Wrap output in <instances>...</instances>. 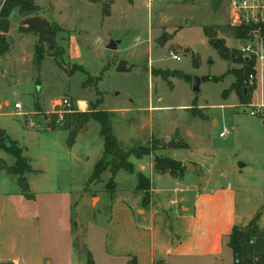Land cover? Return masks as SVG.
<instances>
[{"label":"rangeland","instance_id":"rangeland-1","mask_svg":"<svg viewBox=\"0 0 264 264\" xmlns=\"http://www.w3.org/2000/svg\"><path fill=\"white\" fill-rule=\"evenodd\" d=\"M4 1L0 0V11ZM35 3L51 22L55 48L39 43L36 33L23 34L29 31L21 26L23 15L14 9L11 31L5 34L9 53L0 56V129L19 140L30 161L33 172L25 176L35 197L27 198L18 176L7 171H0V192H9L27 212L37 213L44 251L52 264H88L89 254L97 264L130 263L127 253L139 251L135 229L148 230L152 223L149 215L139 219L152 203V193L144 197L138 190V174L150 178L158 172L156 157L181 162L182 172H168L173 177L192 173L179 187L184 188V199L194 201L200 194L222 189L230 195L225 201L235 204L239 226L256 220L264 227V111L251 114L258 104L264 105V79L260 75L258 82L248 85L250 103L242 100L230 89L235 76L226 74L240 65L222 58L204 32L211 28L213 36L239 50L243 42L230 28L235 19L229 0H114L108 17L103 16L101 3L89 0ZM164 34L172 38L161 46L157 39ZM112 40L119 41L117 49L107 48ZM37 48L43 56L39 65ZM173 52L181 60L173 59ZM121 60L134 67L118 72ZM196 76L207 77L200 92L193 90ZM219 76L221 80L213 79ZM57 98H69L79 111H107L120 146L133 151L129 161L134 173L121 169L114 190L109 169L89 182L104 155L98 121L78 126L72 146L65 129L49 131L41 123L36 131L20 123L31 114L32 120L43 121L42 112L51 113V102ZM16 103L23 105L21 112ZM63 122L64 117L58 127ZM148 146L152 153L137 157L136 150ZM0 154L8 166L14 163L12 154L1 148ZM187 163L201 170H188ZM160 185L171 195L183 194L173 191L169 181H158L157 188ZM188 185L193 188L187 191ZM129 209L138 217L136 228ZM169 222L170 218L158 217L153 222L158 230L155 254H162L170 239ZM30 234L34 236L32 230ZM223 239L221 254L186 256L181 264H234L228 236ZM114 251L117 257L111 256Z\"/></svg>","mask_w":264,"mask_h":264},{"label":"crops","instance_id":"crops-1","mask_svg":"<svg viewBox=\"0 0 264 264\" xmlns=\"http://www.w3.org/2000/svg\"><path fill=\"white\" fill-rule=\"evenodd\" d=\"M16 9L18 10V8ZM36 14L47 16L45 11H39V13ZM21 26L27 27L23 22ZM10 31L7 34H9ZM31 32L32 31L23 33L20 31V33L23 34ZM7 53H9V51ZM81 103L82 102H80V105ZM22 109L23 105L22 108L16 111L21 112ZM6 114L12 116L9 113H4L2 115ZM29 116H25L23 122L20 119L22 126L25 129L41 130L28 125V121L31 119ZM41 116L43 117V121L40 119V121L37 120V122L44 123L45 121L47 124L44 123L46 129L53 131L48 127L50 124V118L48 116H50V114L45 111L42 112ZM1 129H4L11 139L19 142L18 139L10 135L7 129L3 127H1ZM5 159L6 157L0 154V171L6 172L5 166H8V164ZM200 170L201 169H196L193 171L197 172ZM191 174V172H186L182 177H173L168 172L161 173L154 171L151 173L150 192L152 193V203L144 208V212L139 218L143 221L149 215L152 220L151 227L148 230L143 228L135 229V239L138 240L136 245L139 246V251L135 254L129 252L126 255L128 257L131 256V259L134 258L136 264H181V261L183 262L186 256L219 255L223 250V238L231 233L235 225L240 224V222L237 221L238 216L237 210L234 208L235 204H229L225 201V198L230 195L225 194L222 189L214 190L212 193L205 192L200 194L194 201L189 197L188 199L187 197L184 199V188L179 189V187L184 185V180L188 179ZM157 180L162 183L165 182V180L169 181L175 186L173 191L178 192V190H180L183 194L180 196H176L175 194L171 195V190H168L169 188H165L162 185L157 188ZM192 188L193 185H188L187 191ZM166 196L168 201L167 204L165 202ZM153 201H155V203H153ZM25 208V205H18V203L14 202L9 192H0V262L10 261L13 262V264H52L49 256L44 251L40 233V218L37 213L27 212ZM128 211L132 226L136 228L138 217H136V213L133 212V209H129ZM136 211L140 215V203L137 205ZM157 217L161 219L170 218V239H168L164 247H162V254H155L154 252L155 246H157L156 240L158 237V230L153 222ZM247 224L245 223L243 226ZM31 230L34 232V236H31ZM148 234L150 235V239H148ZM30 237H32V240H30ZM147 239L150 247L149 250L145 243ZM142 250L148 252L145 257H142L140 255L141 253H139ZM111 256L117 257L118 253L114 251L111 253ZM94 263L97 264L95 261Z\"/></svg>","mask_w":264,"mask_h":264},{"label":"trees","instance_id":"trees-1","mask_svg":"<svg viewBox=\"0 0 264 264\" xmlns=\"http://www.w3.org/2000/svg\"><path fill=\"white\" fill-rule=\"evenodd\" d=\"M92 3H101L103 5V16L108 17L112 14V4L114 0H89ZM18 8L19 13L23 17L39 13L40 8L35 3V0H5L0 11V56L7 53L9 50V42L5 38V34L11 28V13L14 9ZM28 31L29 28L25 27ZM231 30L236 38L249 37L250 27L244 24L231 25ZM211 28L205 27V35L209 38V43L219 52L220 56L228 61L239 64V68L229 69L226 74H233L235 82L231 85V90H235L241 96V99H248L250 103L249 90V75L255 72V59H246L239 50L230 49L226 46L225 40L213 36ZM53 35V34H52ZM42 54L39 48L36 50L37 64H41ZM196 62V60H194ZM223 76L213 78L214 80H221ZM213 80V81H214ZM47 117V116H46ZM50 127L52 130L65 129L70 132L69 145L75 143L77 135V127L82 128L91 119L98 121L101 125V135L104 139V155L99 159L96 164L89 182L94 179H99L101 175L109 169L112 173L111 185L114 190V178L117 173L124 169L129 173H134L135 166L129 161L130 155L133 153L125 151L119 144L112 128L111 118L107 111L101 110H88L79 111L72 108L64 114V122L62 126L58 127L59 117L57 114H51ZM75 123V124H74ZM74 125V126H73ZM5 139V140H3ZM0 148L14 156L15 162L11 166H5L7 172L18 176V182L21 187L22 193L29 199L35 196L31 192L30 184L27 181L26 174L33 172V167L30 161L23 154V149L20 147L19 142L11 139L4 129H0ZM153 149L148 147H139L135 154L137 157H143L152 153ZM155 168L158 172L171 174L180 173L184 170L181 162L168 157H156ZM137 188L144 192V197H147L151 190V180L144 173L138 174ZM145 199V198H144ZM227 245L232 249L234 264H264V227L257 224L256 220H251L245 226L235 225L228 235ZM88 264H95L91 254H89ZM129 264H136L134 258L131 259ZM159 264V263H156Z\"/></svg>","mask_w":264,"mask_h":264},{"label":"built area","instance_id":"built-area-1","mask_svg":"<svg viewBox=\"0 0 264 264\" xmlns=\"http://www.w3.org/2000/svg\"><path fill=\"white\" fill-rule=\"evenodd\" d=\"M233 12L234 24H244L246 27H250L249 37L239 38V41L243 42L239 51L244 57L255 59V72L249 75V84L253 85L259 81V76L264 79V0H229ZM172 58L175 60H181V57L174 52ZM263 81V80H261ZM52 112L51 114H57L59 117L58 122L63 118L64 114L72 109V102L69 98H57L51 102ZM17 109L22 108V104L16 103ZM264 111V105H257L255 109L251 111L252 115H256L259 112ZM46 124V122L44 121ZM50 123V122H49ZM30 127L41 129V123L30 119L28 121ZM47 125V124H46ZM226 134L223 133L222 136Z\"/></svg>","mask_w":264,"mask_h":264},{"label":"water","instance_id":"water-1","mask_svg":"<svg viewBox=\"0 0 264 264\" xmlns=\"http://www.w3.org/2000/svg\"><path fill=\"white\" fill-rule=\"evenodd\" d=\"M23 24L26 25L30 31L38 34L39 43L47 44L51 50L55 48L56 40L52 36V25H51V22L47 19V17L45 15L34 14V15L27 16V17L23 18ZM170 38H172V35L164 34L157 39V42L161 46H164L166 44V41L169 40ZM118 43H119V41L112 40L107 45V48L117 49ZM246 59L248 60L249 58L246 57ZM133 67H134V65H129L128 61L121 60L117 66V71L118 72L130 71ZM206 79H207L206 76L205 77L196 76L194 78L193 90L195 92H200L201 84ZM170 145H172V143ZM244 166H245V164L240 163L241 168ZM186 167L188 169L192 168L193 170L200 169V167H196L191 163H187ZM0 264H13V262L6 261V262H0Z\"/></svg>","mask_w":264,"mask_h":264},{"label":"bare ground","instance_id":"bare-ground-1","mask_svg":"<svg viewBox=\"0 0 264 264\" xmlns=\"http://www.w3.org/2000/svg\"><path fill=\"white\" fill-rule=\"evenodd\" d=\"M81 105H83V106H84V105H85V103H84V102H82V103H81Z\"/></svg>","mask_w":264,"mask_h":264}]
</instances>
